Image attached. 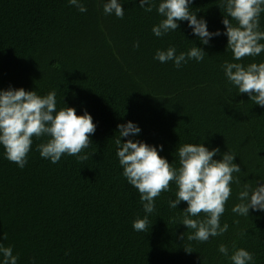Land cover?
Masks as SVG:
<instances>
[{"label": "trees", "instance_id": "trees-1", "mask_svg": "<svg viewBox=\"0 0 264 264\" xmlns=\"http://www.w3.org/2000/svg\"><path fill=\"white\" fill-rule=\"evenodd\" d=\"M83 2L86 13L68 0H0V89L40 95L55 89L58 108L74 107L77 115L86 109L96 124L84 161L63 156L52 164L36 151L43 140L34 139L20 169L0 149V237L7 234L0 243L13 246L18 264H231L217 248L224 243L231 249L234 242L264 264V213H231L236 185L221 218L230 226L223 237L204 243L187 238L191 230L180 224L186 202L168 207L174 186L156 198L149 231H134L133 221L144 213L115 155L117 125L132 121L141 129L133 139L163 145L159 155L169 163L181 144L203 142L236 155L242 182L264 178V108L225 79L221 65L232 59L227 37L201 45L181 22L177 31L156 38L151 28L160 17L155 9L138 8L139 0H124L122 20L104 15L98 0ZM218 6L219 0L191 5L209 31L223 32ZM194 42L207 54L203 62L176 69L153 59L157 49L186 51ZM240 230L246 235L237 237Z\"/></svg>", "mask_w": 264, "mask_h": 264}, {"label": "clouds", "instance_id": "clouds-1", "mask_svg": "<svg viewBox=\"0 0 264 264\" xmlns=\"http://www.w3.org/2000/svg\"><path fill=\"white\" fill-rule=\"evenodd\" d=\"M98 2L104 15L124 19V0ZM129 2L135 3V0ZM68 4L80 13L87 12L83 0H68ZM192 4L193 0H139L138 8L146 13L155 9L160 17L151 28L156 38L177 31L181 22H186L201 45L207 46L212 39L226 36L225 51L231 52L232 59L221 65L225 79L237 94H247L255 105L264 108V60H255L264 54V29L261 27L264 0H219L218 7L224 12L223 32L219 29L209 31L207 21L197 16ZM133 47L138 49L139 41L134 42ZM206 55L194 42L186 51L178 52L175 45L157 49L153 59L160 63L171 62L173 67L180 69L189 61L203 62ZM246 57L252 60L244 63ZM57 104L55 89L44 95L36 90L11 86L0 89V149H3L5 159L23 169L34 139L43 140L36 145V151L52 164L58 163L63 156H74L78 161L88 159L87 154L82 153L91 145L90 137L96 131L93 117L86 109L77 115L74 107L62 103L63 106L58 108ZM117 130L115 155L122 176L139 193L144 213L142 218L138 216L133 221L134 231H149L152 225L149 217L156 212V198L161 193L171 192L172 186L175 196L168 199V207L177 209L181 202H186L180 224L191 230L189 240L204 243L210 238L223 237L229 231V224L221 218L233 194V185L238 186L235 196L238 202L231 207V213L237 217H249L250 211L264 213V178L254 184L242 182L238 175L241 168L234 163V153L228 150L221 153L219 147L209 148L203 142L184 143L176 148V158L169 163L159 155L163 145L133 139L141 132L136 123L118 124ZM121 138L126 139L122 142ZM217 155L221 158L214 159ZM233 224H239V220L234 219ZM236 235L243 237L246 232L240 230ZM0 238L7 240V234ZM217 251L231 264H255L253 253L236 247L234 242L231 249L224 243L219 244ZM18 260L19 254H13L12 245L0 243V264H18ZM32 264H36L35 260Z\"/></svg>", "mask_w": 264, "mask_h": 264}]
</instances>
